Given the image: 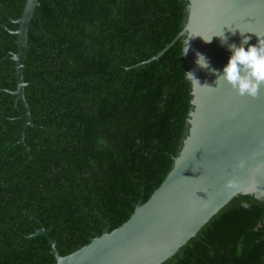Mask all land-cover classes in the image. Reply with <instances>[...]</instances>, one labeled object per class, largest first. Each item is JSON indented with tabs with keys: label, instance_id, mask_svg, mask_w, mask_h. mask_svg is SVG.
I'll use <instances>...</instances> for the list:
<instances>
[{
	"label": "trees",
	"instance_id": "obj_1",
	"mask_svg": "<svg viewBox=\"0 0 264 264\" xmlns=\"http://www.w3.org/2000/svg\"><path fill=\"white\" fill-rule=\"evenodd\" d=\"M27 0H0V264H56L126 222L189 133V0H39L15 102ZM3 57L5 59L1 60ZM247 205V206H245ZM162 264H264V200L240 194Z\"/></svg>",
	"mask_w": 264,
	"mask_h": 264
},
{
	"label": "water",
	"instance_id": "obj_2",
	"mask_svg": "<svg viewBox=\"0 0 264 264\" xmlns=\"http://www.w3.org/2000/svg\"><path fill=\"white\" fill-rule=\"evenodd\" d=\"M38 3L26 1L23 14L15 21L19 28L10 30L18 35V50L5 56L11 55L16 62L17 88L12 93L25 110L23 143L26 128L36 127L25 96L30 83L24 79V69ZM223 28L228 44H240V31L251 37L250 44L258 42L256 35L264 40V0H189L183 30L149 61L158 59L183 35L186 46L194 34L208 36ZM229 29L237 30L233 35ZM189 44L185 65L200 85L191 81L189 133L171 171L146 202L137 204L126 222L111 231L107 226L71 254L61 255L50 230L38 229L35 235L47 236L56 264H162L234 197L252 194L264 200V86L255 98L240 96L227 83L216 87V74L196 64V53H203L211 68L222 71L231 55L227 45L215 37L205 43L199 36L190 38Z\"/></svg>",
	"mask_w": 264,
	"mask_h": 264
},
{
	"label": "clouds",
	"instance_id": "obj_3",
	"mask_svg": "<svg viewBox=\"0 0 264 264\" xmlns=\"http://www.w3.org/2000/svg\"><path fill=\"white\" fill-rule=\"evenodd\" d=\"M229 30L234 35L237 29ZM244 33L247 32L240 31L242 40L239 45L235 43L228 44V36L225 35L224 28L208 36L194 34L188 38L182 56L187 55L189 51L190 38L199 36L205 43H211L214 37L219 38L221 45H227L231 53L222 71L211 68L208 58L200 52L196 53V64L201 69L210 70L216 74V87L227 83L235 89L240 96L258 97L261 87L264 86V40H261V38L255 34L258 37V42L256 44H250L249 40L251 37L245 36ZM185 72L187 73V79L200 85L194 72Z\"/></svg>",
	"mask_w": 264,
	"mask_h": 264
}]
</instances>
